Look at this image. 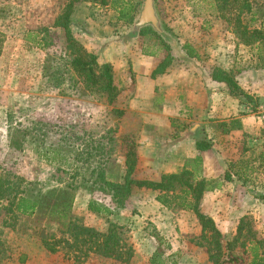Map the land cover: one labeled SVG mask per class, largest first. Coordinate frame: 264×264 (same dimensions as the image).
I'll return each mask as SVG.
<instances>
[{"label": "rangeland", "instance_id": "1", "mask_svg": "<svg viewBox=\"0 0 264 264\" xmlns=\"http://www.w3.org/2000/svg\"><path fill=\"white\" fill-rule=\"evenodd\" d=\"M63 1L0 0V181L3 179V188L11 190V196L13 190L21 188L44 192L47 188L68 187V190L76 192L73 213L78 223L99 230L106 229L110 221L126 227L121 239L122 257L102 256L88 249L87 245L61 247L56 253L47 252L38 246L37 236L46 232L54 233L57 237L65 235L69 238L68 235L61 234L59 227L45 218L17 216L11 210L12 197L2 193L0 264H22L17 261L20 252H25L27 257L23 264H160V260H163V264H209L206 244L200 237L201 227L195 214L176 205H162L156 200L155 191L134 188L126 207L120 211L114 210L111 215L97 214L87 209L90 196L106 204L109 197L94 188L90 195L82 188L80 181L85 174L83 168L75 169V149L85 153V143L96 139L103 141L106 147L101 158L107 162L106 166L111 168V172H117L125 167V135H130L136 146L137 141L144 137L147 146L158 150L162 147L157 143H161L164 137H173L189 124L177 117L172 119L171 132L164 131L161 123L164 117L159 113L164 97L162 87L157 85L154 95L149 97V87L142 84L137 88L130 70L131 58L136 59L143 49L153 52L154 57L159 59L166 51L152 45L154 40L150 36L130 37L134 32L133 26L117 20L116 12L109 6L86 2L76 4L72 31L87 50L98 53L99 62L112 64L116 83L122 91L115 105H110L100 93L82 91L81 83L78 88L73 87L70 83L74 74L69 69L70 57L65 49L63 31L53 26ZM134 1L139 16L144 0ZM253 1L254 10L264 12V0ZM209 2L154 0L158 22L161 21L181 44L188 42L195 46L205 62L204 66H211L208 59L213 56L212 59L218 61L212 63L215 67L223 65L228 70L238 72L236 78L244 92L239 96L230 95L229 117L239 120L236 117L247 114L256 131L255 135L242 133L241 138L233 137L231 140L235 145L226 152L217 149L215 154L206 155V170L216 175L213 177L221 178L227 170L239 179L236 182L225 181L220 188L208 191L202 198L200 210L211 216L218 228L230 236L235 233L238 219L243 214H249L256 228L264 233V199L258 197L264 193V154L254 153L258 147L261 148L260 142L264 151V120L258 117L257 108L264 101V40L244 47L235 45L227 32L231 27ZM256 17L257 21L248 24L257 26L261 15ZM244 20L249 22V14H244ZM45 26L49 27V31L39 32ZM32 32H36V35ZM29 35L37 40L47 38L48 46L38 47L34 41L27 39ZM212 38L220 42L212 43L211 53L208 43L212 42ZM43 42L45 44V40ZM47 67L53 75H61V84L45 83L42 74ZM186 69L191 71L192 67ZM54 70L56 73H53ZM173 71L175 78H179L178 91L183 95L180 101L184 106L190 107L191 101L201 104V96H185L192 75H184L178 65ZM191 85L190 89H193L195 84L191 82ZM175 99L178 102V98ZM113 107L122 109L124 114L117 116ZM189 109L191 118L193 112L191 107ZM158 115L161 117L155 119ZM147 120L157 123L142 128ZM219 123L221 121L206 122L204 125L210 134L213 128L219 131ZM245 134L257 140L254 143L257 147L249 153H244L248 142ZM75 135L77 138L73 139ZM63 136L67 138L66 141L62 139ZM38 138H44L45 144L61 138L66 142L63 150L71 153L65 155L60 151L62 153L56 156L46 150L38 152ZM67 142L73 144L67 145ZM12 143L20 146L15 147ZM216 143L219 148L225 149L229 139L227 142L217 139ZM229 153L232 157H228ZM223 155L225 158H222ZM180 168L181 165L177 164L174 171ZM204 168L202 163V171ZM145 173L135 169L133 176L156 179ZM217 190L220 191L215 192Z\"/></svg>", "mask_w": 264, "mask_h": 264}, {"label": "trees", "instance_id": "2", "mask_svg": "<svg viewBox=\"0 0 264 264\" xmlns=\"http://www.w3.org/2000/svg\"><path fill=\"white\" fill-rule=\"evenodd\" d=\"M94 3L102 6H109L116 12L117 20L127 26H133L134 32L130 37L150 36L153 39L152 45L166 51L159 63L151 72V76L164 73L173 60L171 50L178 46V40L168 28L159 21V28L150 23L135 27L138 20V7L134 0H64L62 9L53 21V26L59 27L63 31L65 49L69 58V69L74 76L71 77V85L84 92L94 90L102 95L108 104L115 105L121 88L115 80L113 67L110 62H99L98 53L87 50L84 44L78 40L72 31L73 11L76 4ZM253 0H210L209 5L219 13L220 17L231 27V31L237 39L244 45H252L264 40V12L254 10ZM154 6V0H153ZM249 14V22L244 20V14ZM260 14V21L257 26L248 23L257 21L256 15ZM48 32L49 27L40 28L39 32ZM37 32V31H36ZM36 32L34 35H36ZM47 37V36H45ZM27 39L34 41L38 47H47V38L37 40L36 37L27 36ZM45 40V44L43 42ZM188 57H196L193 49L188 44L181 46ZM143 54L154 55L143 49ZM55 71V72H54ZM53 73H56L54 70ZM131 78L134 82L132 70ZM237 71L224 70L215 67L211 71L212 79L225 86L230 95H241L244 91L236 79ZM42 76L46 84L59 85L63 82L62 77L52 74L49 67L43 70ZM117 116H122V109L113 107ZM171 124H173L172 118ZM220 126L226 125L227 129L241 128L239 120L231 119L229 122H221ZM26 132H24L25 134ZM176 134L173 136L175 137ZM75 135L73 139H76ZM65 139L66 137H62ZM125 152L124 166L119 171H112L102 160L106 144L101 140H93L85 145V153L74 150L75 169L80 167L84 170V178L80 183L82 188L89 193H93V188L109 197V203L99 202L92 196L89 197L87 209L97 214L111 215L114 210L120 211L126 207L128 198L134 188H146L155 191L156 200L164 206L176 205L180 209L191 210L201 227L200 237L206 244L207 260L209 264H264V233L259 231L253 224L249 214H243L236 224L235 233L230 236L226 231H222L216 225L214 219L200 210V204L204 194L208 191L218 189L225 181H233V175L229 171H224L222 177H206L202 173V157L197 154L187 158L180 169L173 172L163 173L158 179L136 178L133 172L138 162V152L135 141L130 135L124 136ZM73 142H67V145ZM19 147L18 143H12ZM48 145V147H46ZM66 142L61 138L58 141L45 144L44 138L37 140V151H47L53 155H60V151L69 154V150L64 149ZM211 139L205 135L195 139V148L198 151L208 150L212 147ZM112 148V147H111ZM108 151V150H107ZM259 158V157H258ZM103 161V162H101ZM109 168V169H108ZM80 170V169H79ZM88 172V173H87ZM78 174V173H77ZM219 178V179H218ZM3 179L0 181V194L5 193L11 196L8 188H3ZM90 184V185H89ZM75 193L68 190L47 188L32 190L31 188H21L13 190L11 199V210L20 217L37 219L45 218L50 224L57 225L61 234L45 233L37 236L38 246L49 253L58 252L61 247L77 248L87 245L88 249L105 257L121 258V239L126 231V227L114 221H110L104 230H99L85 223H78L73 213V203ZM258 197L264 199V193ZM10 205V204H9ZM230 236L229 239H226ZM26 253L20 252L17 261L26 262ZM163 264V260H160Z\"/></svg>", "mask_w": 264, "mask_h": 264}, {"label": "crops", "instance_id": "3", "mask_svg": "<svg viewBox=\"0 0 264 264\" xmlns=\"http://www.w3.org/2000/svg\"><path fill=\"white\" fill-rule=\"evenodd\" d=\"M199 28L201 29V26ZM227 32L229 34V37H232V39L234 40H232V42L235 45L244 47V44L237 39L231 29L229 31L227 30ZM217 38H212V42L208 43V46L211 49V53L213 51L212 43L220 42ZM228 43H230V41H228ZM186 44H188L193 49L196 57H188L185 53V50L181 47L183 43L181 44L178 41V46L173 47L171 50V54L173 56L172 63L164 73L157 74L155 76H151V72L160 61L158 57L142 53L140 55H137L136 59H134L133 57L131 58L132 70L135 73V86H137V88L142 84L149 87V97H151L152 95H154V89L155 87H157V85H160L162 87L164 97L162 104L159 106V113L164 117L161 121L164 131L166 133L167 131H169V133L171 132V129L173 128L170 120L171 118L174 119L178 117L182 120V122L184 121L186 124H189L187 126H184L183 129H181L174 138L164 137L161 143H157L162 147L158 150L150 148V145L147 146L144 137H141L139 141H137L138 162L136 170L139 172L145 171L146 175L155 177L156 179H158L163 173L173 172L177 164H180L182 166L187 158L194 157L197 154L201 155L203 160V167L205 166L203 170L204 172L202 171L203 175L206 177L216 176L215 174L209 173V171L206 170V155L209 153L215 154L214 152L217 149H220L221 152H224V150L226 152L230 150V148H233V146L235 145L233 144V140H231L233 137L237 136L241 138L242 133H251L252 135H255L254 132H256L254 131V126H251L250 124V118L247 117V114L243 113V115H241L240 117H236L241 123V128L228 130L227 126L223 125L219 126V131L218 129L213 128L212 132H210L209 134V132L207 131L208 129H206L204 125L206 122H229L231 119H234L229 117L231 108H229L228 106L230 103L229 98L231 97L230 94L226 91L224 85L212 79L211 71L213 70V67H215L212 63L218 62L216 58L212 59V56L208 59V63H211V66H204L205 62L202 60V56L200 55L198 49L188 42ZM177 65L181 67V72L184 71V75L186 73L190 76L192 75L193 77L190 78V81H188V84L190 85H188L189 89H187L188 94L185 96L188 97L189 95H193L196 97L201 96L202 98L201 104L194 101L189 102V105L191 104V111L193 112V117L191 118H189L190 107H185L183 101H180V98H183V95L178 91L179 78H175L173 74V70H176ZM189 66L192 67L191 71L186 69ZM219 67L229 71L223 65H219ZM191 82L195 84V87L193 89H190L192 87ZM142 96L146 97L145 94H143ZM225 96L228 98H225ZM175 97L178 98V102L176 101L177 99H175ZM220 100H222V102ZM159 117L161 116H155V119ZM193 119L194 121L190 122ZM152 123L157 122H155L154 120H147L141 127L146 128L153 126ZM203 135L211 139L213 145L208 150L198 151L195 148V139L201 138V136ZM245 135L246 139L248 138V142L245 144V147L247 148L245 149L244 153H249L250 150H253L255 149V147H257L254 144L257 143V140L255 137L249 136L248 134ZM151 138H149V141H151ZM217 139L219 142H222L223 139L225 142H227V140L229 139V144L226 147L227 149L219 148L216 143ZM246 139H244V143L246 142ZM152 143L155 145V142L152 141ZM261 143L262 142H260L259 144L261 148L258 147L254 151V153L258 152L264 154V151L262 150L263 146L261 145ZM149 153H151V155H149ZM228 155V157H232L230 153ZM222 158H225V156L223 155ZM213 167L216 169V166ZM233 182H236V179L233 180ZM219 191L220 190H217L215 192ZM205 194H208V192H206ZM74 205L75 200L73 203V212Z\"/></svg>", "mask_w": 264, "mask_h": 264}, {"label": "water", "instance_id": "4", "mask_svg": "<svg viewBox=\"0 0 264 264\" xmlns=\"http://www.w3.org/2000/svg\"><path fill=\"white\" fill-rule=\"evenodd\" d=\"M150 23L156 28H159V22L155 14V9L152 0H144L142 10L139 13L135 27Z\"/></svg>", "mask_w": 264, "mask_h": 264}, {"label": "built area", "instance_id": "5", "mask_svg": "<svg viewBox=\"0 0 264 264\" xmlns=\"http://www.w3.org/2000/svg\"><path fill=\"white\" fill-rule=\"evenodd\" d=\"M258 117L264 120V101L258 104Z\"/></svg>", "mask_w": 264, "mask_h": 264}]
</instances>
